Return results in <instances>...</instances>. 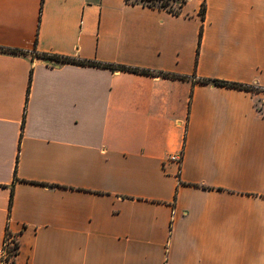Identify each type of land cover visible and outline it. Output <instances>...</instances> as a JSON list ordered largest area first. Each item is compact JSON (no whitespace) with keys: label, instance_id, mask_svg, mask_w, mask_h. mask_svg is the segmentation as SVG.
<instances>
[{"label":"crops","instance_id":"crops-1","mask_svg":"<svg viewBox=\"0 0 264 264\" xmlns=\"http://www.w3.org/2000/svg\"><path fill=\"white\" fill-rule=\"evenodd\" d=\"M6 229L11 264H264V0H0Z\"/></svg>","mask_w":264,"mask_h":264},{"label":"trees","instance_id":"trees-1","mask_svg":"<svg viewBox=\"0 0 264 264\" xmlns=\"http://www.w3.org/2000/svg\"><path fill=\"white\" fill-rule=\"evenodd\" d=\"M131 3H140L142 5H147V6H157V7H163L166 8L168 7L170 0L169 1H158V0H128ZM172 1V0H171ZM183 1V0H181ZM177 9H175L173 12H175ZM204 14V4L201 6L200 9V15L203 16ZM1 50H6V51H10L13 53H17L18 49L15 48H6V49H1ZM50 58L55 59V60H60V61H66V62H74V63H81V64H98L97 62L91 61V60H80V59H75V58H71L68 56H60V55H50ZM104 66H110V67H114L115 69L118 70H127V71H132V72H140V73H149L148 70L146 69H142V68H138V67H130V66H125V65H114V64H102ZM163 76H172L175 77L177 76L174 73H162ZM202 82H213L216 85H226V86H232V87H238V88H251L250 86L247 85H243L240 83H235V82H229V81H224V80H218V79H201ZM5 233H11L8 229H6ZM18 251V242H15V245L13 246V259L14 256L16 255Z\"/></svg>","mask_w":264,"mask_h":264},{"label":"built area","instance_id":"built-area-1","mask_svg":"<svg viewBox=\"0 0 264 264\" xmlns=\"http://www.w3.org/2000/svg\"><path fill=\"white\" fill-rule=\"evenodd\" d=\"M168 160L179 164L181 161V152L170 154ZM15 242H17V239L14 234L5 233L1 248L0 264H11L13 258V246L15 245Z\"/></svg>","mask_w":264,"mask_h":264},{"label":"rangeland","instance_id":"rangeland-1","mask_svg":"<svg viewBox=\"0 0 264 264\" xmlns=\"http://www.w3.org/2000/svg\"><path fill=\"white\" fill-rule=\"evenodd\" d=\"M158 1H161V0H158ZM164 1H169V0H164ZM171 1V0H170ZM177 1H179V0H177Z\"/></svg>","mask_w":264,"mask_h":264}]
</instances>
